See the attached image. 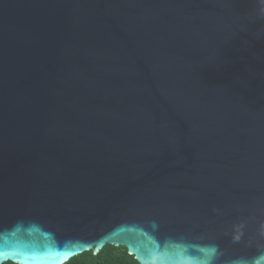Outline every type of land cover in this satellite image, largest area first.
Returning <instances> with one entry per match:
<instances>
[{"label":"water","instance_id":"water-1","mask_svg":"<svg viewBox=\"0 0 264 264\" xmlns=\"http://www.w3.org/2000/svg\"><path fill=\"white\" fill-rule=\"evenodd\" d=\"M260 8L0 0V264L264 261Z\"/></svg>","mask_w":264,"mask_h":264},{"label":"trees","instance_id":"trees-1","mask_svg":"<svg viewBox=\"0 0 264 264\" xmlns=\"http://www.w3.org/2000/svg\"><path fill=\"white\" fill-rule=\"evenodd\" d=\"M3 264H16L5 262ZM64 264H138L133 255L127 253L124 246L106 244L97 254L91 251L83 252Z\"/></svg>","mask_w":264,"mask_h":264},{"label":"clouds","instance_id":"clouds-1","mask_svg":"<svg viewBox=\"0 0 264 264\" xmlns=\"http://www.w3.org/2000/svg\"><path fill=\"white\" fill-rule=\"evenodd\" d=\"M258 3L261 5L260 11L264 12V0H258ZM253 264H264V261H261L260 258H257Z\"/></svg>","mask_w":264,"mask_h":264}]
</instances>
